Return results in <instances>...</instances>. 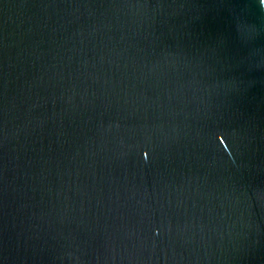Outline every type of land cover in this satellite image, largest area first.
Segmentation results:
<instances>
[{
	"label": "water",
	"instance_id": "water-1",
	"mask_svg": "<svg viewBox=\"0 0 264 264\" xmlns=\"http://www.w3.org/2000/svg\"><path fill=\"white\" fill-rule=\"evenodd\" d=\"M0 264H264V0H0Z\"/></svg>",
	"mask_w": 264,
	"mask_h": 264
}]
</instances>
